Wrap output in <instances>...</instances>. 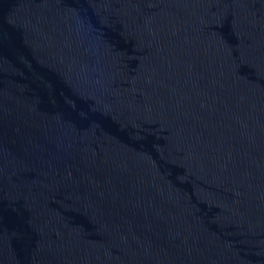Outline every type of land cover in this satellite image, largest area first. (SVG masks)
<instances>
[{
	"label": "water",
	"instance_id": "1",
	"mask_svg": "<svg viewBox=\"0 0 264 264\" xmlns=\"http://www.w3.org/2000/svg\"><path fill=\"white\" fill-rule=\"evenodd\" d=\"M0 264H264V0H0Z\"/></svg>",
	"mask_w": 264,
	"mask_h": 264
}]
</instances>
